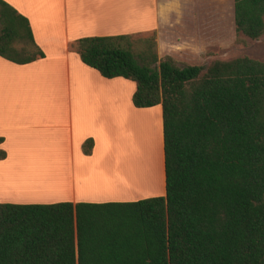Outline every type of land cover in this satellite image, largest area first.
<instances>
[{"label":"trees","instance_id":"16d2710c","mask_svg":"<svg viewBox=\"0 0 264 264\" xmlns=\"http://www.w3.org/2000/svg\"><path fill=\"white\" fill-rule=\"evenodd\" d=\"M235 32L264 36V0H233ZM105 79L161 107L165 196L133 202L0 203V264H264V62L180 65L156 33L70 43ZM0 58H44L28 20L0 0ZM0 161L6 158L1 148ZM93 140L81 149L90 155Z\"/></svg>","mask_w":264,"mask_h":264},{"label":"crops","instance_id":"0c3cea01","mask_svg":"<svg viewBox=\"0 0 264 264\" xmlns=\"http://www.w3.org/2000/svg\"><path fill=\"white\" fill-rule=\"evenodd\" d=\"M4 1L28 20L44 58L26 65L0 58V96L7 99L0 108V137L4 139L1 148L6 152V158L0 161V171L7 170L6 181L0 179V195L19 196L27 185L38 184L36 176L47 177L46 172L33 173L35 179H27L25 176L32 171L28 161L51 159L45 163L47 166L58 159L62 164L65 162L61 164L65 176L63 188L49 189L47 193L66 195L39 204L124 202L97 198L79 190L78 179L95 176V172L96 183L105 181L107 191L130 189L136 190L137 196L142 195L139 187L149 191L133 201L165 196L161 107L135 108L131 102L135 90L132 82L103 78L85 66L69 46L84 37L155 32L160 59L169 56L179 63L201 65L206 58H211L208 52L212 45H222L207 44L205 13L201 14L195 4L193 26L186 30L175 31L174 19L177 8L183 10L184 2L216 0ZM231 32L234 33V25L227 34ZM212 33L219 42L222 40L221 29ZM131 129L140 144L131 141ZM88 139L93 140V148L90 155H84L81 147ZM128 141L135 144L134 152L126 151ZM105 146V153L109 152L107 157L101 154ZM123 150L125 158L112 162V157L116 159L115 153L121 154ZM40 183L48 185L47 181ZM0 203L10 202L0 199Z\"/></svg>","mask_w":264,"mask_h":264},{"label":"rangeland","instance_id":"374dc122","mask_svg":"<svg viewBox=\"0 0 264 264\" xmlns=\"http://www.w3.org/2000/svg\"><path fill=\"white\" fill-rule=\"evenodd\" d=\"M180 4L182 5L183 2H180ZM195 4H196L197 9H200L201 14L205 13V15H206L205 16V20H206V27L205 28L207 31V37H206L207 44H222L219 47L218 46L214 47L212 45V49H210L208 52V55L211 58H206L205 62H207L208 60H211V59L231 60V59H235V58H239V57H248V58L253 59V60L264 62V36H262L257 41H252V40L246 38L245 36H243L242 34H237L235 32V27H234V33L231 32L230 35L227 34L228 29L230 30V27L233 29V25H234V22H233L234 21L233 20V0L184 2V8L182 7L183 10L177 8V14L175 15V19H174L175 31H180L181 29L186 30L187 28L189 29L191 26H193V24L191 22L194 21V17L196 14V13L194 14V11L197 10L196 9L193 11V7ZM219 29H221V31H222V40L220 42L217 38V35H216V38H214L215 33H212V32L218 31ZM150 33L151 32L141 33V34H137V35L134 34V36L135 37L146 36ZM179 64L182 65V64H186V63L180 62ZM4 100H7L6 97L0 96V108L2 107L1 103ZM154 125H155V122H154ZM142 127L143 126H141V128ZM155 130H156V125H155ZM132 131L133 132H131V133H132L133 137H132L131 141L133 140V142H135V140H136V142L139 143L140 141H139V139H137L136 133L134 132V130H132ZM123 132L124 131H121L120 133L123 134ZM122 137H123V135L119 138V140L122 139ZM124 141H125V139H124ZM111 144H112V141H111V143L107 144V146L111 145ZM157 144H158V139H157ZM125 145H126V147L129 146V148H127V149L125 148L127 152H130V151L134 152L135 144H133V143L130 144V141H128V143ZM125 145H123V146H125ZM153 145H154V142L151 143V151H152V148L154 150ZM107 146H105V148L102 150V153L99 152L102 155L105 154L106 157L108 156V153H109L108 151L105 153V149ZM120 146L123 147L122 145H120ZM112 150H114V149L112 148ZM124 150H123V153H121V154H120V152H119V154L115 153L116 159L112 157L111 158L112 162L115 163V161H117L118 158H121L120 160L124 159L125 158V151ZM102 155H97V157H101ZM106 157H105V159H106ZM59 159L63 160V158H61V157H59ZM49 160H51V159H44V160L35 159L34 161H28V165H30L29 168L32 171H30V174H28V176H25L27 179L31 178V180L33 181L35 179V174H37V175L40 173L43 174L44 172H46L47 177L44 178L42 176L41 177L36 176V180L38 181V184L33 185L32 187L27 185L25 190H21V192H19V194H20L19 196H14V195H7V196L3 195V196H1L0 195V199H4V201H6V202L17 203V204H39V203H47L46 200L47 201H56V199L63 198V196H65L66 194H63V196H59V195H61V193H52V192L47 193V191L49 189H51L50 191H57L59 189H62L63 188V182L65 181L64 173H62V172H64V169L63 170L61 169L62 168L61 167V164H62L61 161H59L58 159H54L53 162H51L50 164L45 166V163H47V161H49ZM40 161H44V162L39 163V165L36 168H33V166H36L37 165L36 163H38ZM64 164H65V162L63 160L62 166ZM33 169H37V170H33ZM19 170H22V169L19 168ZM89 171H91V170L89 169ZM33 173H35V174H33ZM65 173H66V171H65ZM90 173H92V172H90ZM94 175L95 176H92V177H90L88 175L85 179H82V177L78 179L77 184H78V188L80 191H83V193H86L87 195L99 196L97 198L101 197V198H111V199H123L125 201H133V200L139 199L143 195H147L149 193V191L147 189L143 188L144 186L139 187L140 192H142V195L138 194L139 196H137L136 190H130V189H128V190H123V189L113 190V188H110L111 190L107 191L106 189H104L105 181H104V183L103 182L102 183L101 182L96 183L97 172H95ZM111 178H113V176H111ZM0 179L6 181L7 170L6 171H0ZM42 181H47L48 185L45 183L39 184V182H42ZM93 184L96 186L93 187ZM49 185L51 187H49ZM39 193H41V194H39ZM133 193H136V194H133ZM47 194H49V195H47ZM37 195H41V196H37ZM48 196L51 198H45ZM17 197H23V198L15 199ZM57 197H59V198H57ZM31 198H33V199H31ZM40 201H42V202H40Z\"/></svg>","mask_w":264,"mask_h":264}]
</instances>
